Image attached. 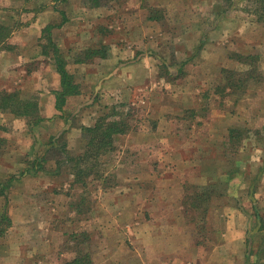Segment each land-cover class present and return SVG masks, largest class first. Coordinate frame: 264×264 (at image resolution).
Here are the masks:
<instances>
[{
  "label": "rangeland",
  "instance_id": "374dc122",
  "mask_svg": "<svg viewBox=\"0 0 264 264\" xmlns=\"http://www.w3.org/2000/svg\"><path fill=\"white\" fill-rule=\"evenodd\" d=\"M98 1L84 10L89 49L145 69L137 88L87 117L109 115L127 131L78 163L69 135L46 142L37 128L29 147L38 152L21 158L16 131L26 126L0 112V240H18L11 264L84 254L88 264H264V0ZM46 3L58 9L51 24L61 21L63 0H0V23L16 37ZM49 31L43 48L57 53ZM12 36L0 52L18 54ZM29 47L38 45L19 54ZM23 77L13 82L20 96L40 98ZM46 179L57 185L48 193Z\"/></svg>",
  "mask_w": 264,
  "mask_h": 264
},
{
  "label": "crops",
  "instance_id": "0c3cea01",
  "mask_svg": "<svg viewBox=\"0 0 264 264\" xmlns=\"http://www.w3.org/2000/svg\"><path fill=\"white\" fill-rule=\"evenodd\" d=\"M63 1L64 3L59 6V10L63 14L62 20L58 23L51 24L53 23L56 10H58L57 7L54 4L46 3V6H40L39 10H33L34 18H32L30 23L17 31L16 37H13L11 34L9 35L10 37L12 36L9 40L10 44L19 45L20 47L36 44L38 47H34L33 49L29 47L30 49L28 48L22 54H19V52L21 50L24 51V49L20 47L16 48L18 54L6 48L0 52V93H18L19 91L14 87L13 82L17 83L15 79L18 75H21L24 76L23 82L25 88L33 87V84H37V88L40 89L41 94L40 98L36 100L20 96L21 99H28L36 104L38 108V120L31 114H20L14 111L12 107L5 108L0 103L1 113L9 112L13 114L16 121L22 120V123L26 126V128H22L19 132L16 131L17 137L26 141L22 149L24 152H21L18 156L21 157L23 155L21 158H28V156H31L30 154L38 152L36 145L35 149H33V146L29 147V134H32L34 137L36 129L41 127L43 129L46 128V142L55 136L69 135L67 136V147L70 153L73 156L80 155L85 150L82 148L83 140L85 141L84 127L93 126L99 120L95 118L92 121L90 117H87L88 114L97 113V108L99 107L97 102L105 99L109 101L111 98L115 99L114 97L122 98L126 95V90L133 87L137 88L141 84L137 81V77L145 68L135 58L130 59L133 56H116L115 58L109 56L96 57L94 60L86 62L80 60L81 58L78 56V53L81 54L80 52L86 47V49H89V45L92 43L91 40H86L87 44H84L86 42L83 40L84 10L90 9V11H93L100 8L102 4L98 0H92L91 3H88L90 2L89 0L88 2L85 0L87 3L81 4L79 2L78 9H73L71 1L78 0ZM44 16H46V19H44ZM46 29L50 30L48 32L49 37L56 45L55 49L57 53H52L47 48L46 50L43 48L42 38ZM9 36L7 39L10 38ZM121 49L119 48V53H121ZM64 52L70 54L66 58V68L73 74L75 82L80 88V93L67 96L65 104L59 109L56 105L57 93L62 90V78L58 70L56 56L58 54H65ZM126 53L127 51L122 52L123 55ZM62 56H66V54ZM125 58L127 60H121ZM78 71L83 74H78ZM20 72H23V74H19ZM113 85L115 89H112ZM130 96L132 97L131 93H129V98H131ZM11 104L16 109L17 105L13 104V102ZM84 116L86 117L83 118ZM19 117L25 118V122L22 118L19 119ZM75 117H79L81 122L74 123ZM23 129H25V132H23ZM2 139L5 141L4 136ZM33 144L32 140L30 145ZM30 149L31 151L27 152ZM47 152L46 146V157L48 158ZM9 170L12 172L11 168ZM26 174H28L27 170ZM15 182L17 181H14L13 184ZM54 183L46 179V193L52 191L57 186ZM58 185L57 189L59 191H62L63 188L66 189V187L62 188L60 182H58ZM10 215L12 216L11 212ZM15 223L17 222L15 217H13V226ZM1 240L0 264H11L13 255L11 250L17 247L16 243H18V240L14 241L12 239L14 241V243H10L12 249L7 242L4 245ZM18 249H20V246Z\"/></svg>",
  "mask_w": 264,
  "mask_h": 264
},
{
  "label": "trees",
  "instance_id": "16d2710c",
  "mask_svg": "<svg viewBox=\"0 0 264 264\" xmlns=\"http://www.w3.org/2000/svg\"><path fill=\"white\" fill-rule=\"evenodd\" d=\"M9 35L10 32L7 30V28L0 24V45L5 41V39H7ZM84 54L86 56L80 59L84 62L89 61L91 56H105V53L102 52V50L96 49L94 51L91 50V48L87 49V51L85 50ZM56 59L58 70L62 78V90L57 93L56 105L59 109H61L67 100V96L80 93V88L78 84H76L73 74L70 73L66 68L67 63L66 60L62 58V55L58 54ZM0 96V103L3 105V107H12L14 111L20 114H31L32 116H35V119L38 120V108L33 101L21 99L18 93H5L1 94ZM11 102L17 105L16 109L11 104ZM126 131L127 127L123 121L116 120V118H110L109 115H105L101 117L95 125L84 127V138L86 142V146L84 148L85 150L80 155L70 158L77 159L78 163H81L87 158L98 155L100 152H108L113 149L116 136L125 133ZM79 173H81L80 169L77 170L76 175ZM0 194L2 195L1 192ZM8 223L10 224V221ZM3 231V228H0V235L3 233ZM261 248V251L264 252V244ZM91 260L92 259L89 254H84L83 256L75 257L74 259L69 260L66 264H88Z\"/></svg>",
  "mask_w": 264,
  "mask_h": 264
}]
</instances>
